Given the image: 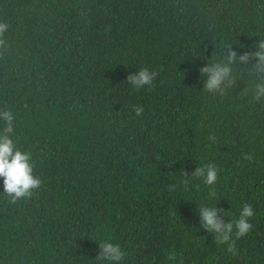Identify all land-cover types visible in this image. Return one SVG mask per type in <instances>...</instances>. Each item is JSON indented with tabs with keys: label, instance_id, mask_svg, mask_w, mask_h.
<instances>
[{
	"label": "trees",
	"instance_id": "obj_1",
	"mask_svg": "<svg viewBox=\"0 0 264 264\" xmlns=\"http://www.w3.org/2000/svg\"><path fill=\"white\" fill-rule=\"evenodd\" d=\"M0 21V108L42 180L15 203L0 193V264H93L98 237L123 264H264V98L239 77L204 91L195 54L253 50L264 0H0ZM141 66L157 77L134 90ZM209 161L225 219L255 212L235 255L199 226L210 186L190 175Z\"/></svg>",
	"mask_w": 264,
	"mask_h": 264
},
{
	"label": "clouds",
	"instance_id": "obj_2",
	"mask_svg": "<svg viewBox=\"0 0 264 264\" xmlns=\"http://www.w3.org/2000/svg\"><path fill=\"white\" fill-rule=\"evenodd\" d=\"M8 24L0 21V33L7 30ZM254 33L249 32L251 36ZM258 38L254 41L253 50L238 51L232 42L225 40L222 54L213 51L209 56L203 50H196L195 54L207 58L209 63L199 69L200 78L203 80V89L208 93L225 94L226 90L236 85L237 78L245 80L244 94H249L252 99L264 98V32H257ZM190 55L193 53H189ZM247 73L246 77L244 73ZM157 77V71L148 66L137 67L129 72L126 80L134 90L150 86ZM133 111L139 115L143 111L142 105H133ZM0 186L10 203H15L21 198H27L42 183L41 177L36 174L32 162V154L23 149L15 139L16 115L12 108H0ZM211 139V136H210ZM218 168L212 162L200 163L191 173L190 177L199 179L204 185L210 186L202 199L197 201L196 212L199 216V226L211 233L217 245L224 246L225 250L236 254V238L246 234L252 228L250 217L255 215L253 206L244 203L238 215L230 217L224 208L217 206V192L215 183ZM189 183L188 179L183 181ZM199 187V185H196ZM178 186H169V192L177 191ZM176 215L175 211L172 213ZM98 242L99 252L94 257L93 264H123L130 255L128 249L111 238L95 239ZM165 264H182L175 253H168Z\"/></svg>",
	"mask_w": 264,
	"mask_h": 264
}]
</instances>
